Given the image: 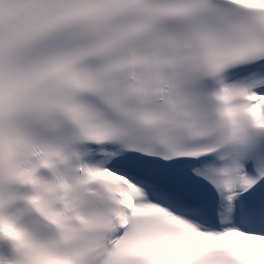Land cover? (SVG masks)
Instances as JSON below:
<instances>
[{
    "label": "snow or ice",
    "instance_id": "1",
    "mask_svg": "<svg viewBox=\"0 0 264 264\" xmlns=\"http://www.w3.org/2000/svg\"><path fill=\"white\" fill-rule=\"evenodd\" d=\"M0 264H264V0H0Z\"/></svg>",
    "mask_w": 264,
    "mask_h": 264
}]
</instances>
